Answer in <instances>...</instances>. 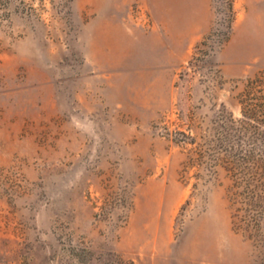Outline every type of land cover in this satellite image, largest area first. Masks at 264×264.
Wrapping results in <instances>:
<instances>
[{
  "label": "rangeland",
  "instance_id": "1",
  "mask_svg": "<svg viewBox=\"0 0 264 264\" xmlns=\"http://www.w3.org/2000/svg\"><path fill=\"white\" fill-rule=\"evenodd\" d=\"M76 1L0 0V62L29 35L34 52L28 72L0 65V264H264L231 207L233 184L264 176V67L226 78L218 60L239 22L262 42L264 0H211L208 19L187 16L190 31L207 30L179 71L177 100L150 123L163 157L146 159L113 143L106 113L75 110L93 17ZM150 3L129 6L147 30ZM191 5L171 0L170 14ZM217 34L226 42L204 56Z\"/></svg>",
  "mask_w": 264,
  "mask_h": 264
},
{
  "label": "crops",
  "instance_id": "2",
  "mask_svg": "<svg viewBox=\"0 0 264 264\" xmlns=\"http://www.w3.org/2000/svg\"><path fill=\"white\" fill-rule=\"evenodd\" d=\"M132 1L75 2L76 10L84 8L93 14L84 24L83 70L73 77L75 110L87 114L106 113L113 143L125 146L123 151H128L132 158H162L160 150L165 142L151 134L150 123L177 100L179 71L189 58L193 44L207 30L202 19H198L195 23L203 27L190 31L187 16L191 13L208 19L211 0H191V9H177L176 14H172L176 21L169 20L170 13H174L169 8L171 0H151L154 26L150 30L143 28L140 16L130 10ZM174 23L181 24L182 28L174 29ZM235 31L218 57L226 78L241 77L253 67H264V39L261 43L254 42L252 28L242 22L235 26ZM242 31L249 34L242 37L239 35ZM31 37L11 44L0 65L11 64L15 74L23 66L28 72L24 59L34 55L33 48L28 47ZM36 64L45 73L41 80L53 81L52 76L46 75L47 62L36 61ZM55 91L56 95H61L58 89Z\"/></svg>",
  "mask_w": 264,
  "mask_h": 264
},
{
  "label": "trees",
  "instance_id": "3",
  "mask_svg": "<svg viewBox=\"0 0 264 264\" xmlns=\"http://www.w3.org/2000/svg\"><path fill=\"white\" fill-rule=\"evenodd\" d=\"M243 115L247 116V112L243 111ZM228 116L231 120V114ZM231 129V125L227 126L228 132ZM244 181L246 179L237 181L231 187L233 223L247 238L254 239L260 253L264 255V176Z\"/></svg>",
  "mask_w": 264,
  "mask_h": 264
},
{
  "label": "built area",
  "instance_id": "4",
  "mask_svg": "<svg viewBox=\"0 0 264 264\" xmlns=\"http://www.w3.org/2000/svg\"><path fill=\"white\" fill-rule=\"evenodd\" d=\"M210 36H208L207 38H205V40H207V42L209 40H212L210 42V48H209V51L208 52H205L203 55L208 57L209 55L213 54V53H216L219 49H221V47L224 45V42H226V40L220 36L217 35H212L211 38H209ZM205 44V42H203ZM203 44V45H204ZM208 44V43H207ZM206 44V45H207ZM208 46V47H209ZM190 63V62H189ZM188 63V65H189ZM161 133L165 136V135H168L169 136V127L167 126H161V129H160Z\"/></svg>",
  "mask_w": 264,
  "mask_h": 264
}]
</instances>
